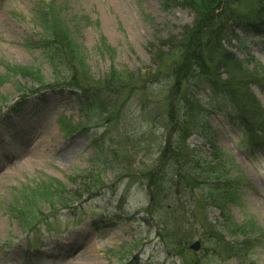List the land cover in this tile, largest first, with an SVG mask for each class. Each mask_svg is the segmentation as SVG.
<instances>
[{"label":"rangeland","instance_id":"obj_1","mask_svg":"<svg viewBox=\"0 0 264 264\" xmlns=\"http://www.w3.org/2000/svg\"><path fill=\"white\" fill-rule=\"evenodd\" d=\"M52 2L72 47L82 50L79 68L93 82L149 73L157 47L193 22L190 12L159 0H0V264H264V148H252L229 127L202 87L197 93L208 109L203 120L211 142L193 134L186 144L199 160L219 161L238 186L236 202L223 214L202 210L195 220L190 198L170 197L165 207L145 212L147 190L131 176L149 167L165 142L166 83H153L147 98L140 90L123 92L114 104L123 108L86 118L65 85L70 73L54 74L39 48L38 17ZM237 36L226 48L249 77L264 78V38ZM100 39L108 53L99 50ZM14 68L33 77L14 76ZM57 84L62 89L45 90ZM251 90L264 111V96ZM51 185L84 195L69 204L72 211L51 212L49 203H39L44 220L29 235L7 214L8 205ZM202 217L210 223L204 231L196 224ZM240 227L248 234H238ZM175 231L192 233L189 245L200 242L199 251L176 246ZM214 235L239 251L227 256Z\"/></svg>","mask_w":264,"mask_h":264},{"label":"trees","instance_id":"obj_2","mask_svg":"<svg viewBox=\"0 0 264 264\" xmlns=\"http://www.w3.org/2000/svg\"><path fill=\"white\" fill-rule=\"evenodd\" d=\"M159 1L190 12L193 22L184 27L179 36L169 37L164 41L157 47L154 55L149 51L153 55L154 66L149 73L127 72L126 76L113 73L100 82H93L87 77L88 71H82V50L72 47L71 33L62 20L60 11H54L53 2L38 17L43 32L39 48L53 71L55 69L54 74L63 69L70 73L65 85L86 118L93 111L108 113L110 109L114 111L123 108L119 104L114 106L123 92L132 95L134 91L140 90L147 98V93L149 96L151 94L153 83L162 79L166 83L163 100L167 102L164 118L165 142L160 146L155 161L131 176L135 183L144 185L147 190L145 212L155 213L165 207V203L172 197L177 202L184 198L191 199L192 219H197L198 214L209 207L217 208L223 214L230 204L236 202L234 195L238 186L226 178L222 172L225 169L219 161L212 165L199 160L189 150L186 142L193 134H199L211 142V134L203 120L208 109L197 93L203 87L207 92L206 96L220 105L219 110L227 125L252 148H264V111L251 90L256 87L264 96V78L249 77L243 69V63L226 48L232 41L239 39L238 33L264 38V0ZM99 44V50L108 53L105 40L100 39ZM10 73L24 78L33 77L31 71L26 69L14 68ZM77 74L83 76L78 77ZM41 83L38 82L37 85ZM62 87V84H57L45 90ZM17 90L22 92V89ZM24 94L21 96L25 97ZM95 149L101 153L97 147ZM57 190L51 185L44 190L36 189L32 194L20 193L17 205H8L7 214L25 233L34 234L38 224L44 220L39 216V203H49L51 212L72 211L75 207L69 204L80 201L84 195L63 194ZM64 195L70 196L71 201ZM56 205L59 210L55 211ZM180 206L182 208L183 205ZM183 213L186 212L181 215ZM196 224L202 231L210 226L205 217L199 218ZM238 229V234H248L246 230L241 231V227ZM249 233L254 234L255 231L251 230ZM171 234L174 235L175 245L182 250L187 248L193 237L188 232L178 235L175 231ZM214 236L216 243L223 242L222 239H217V235ZM222 244L225 245L223 251L227 256L239 251L231 243Z\"/></svg>","mask_w":264,"mask_h":264},{"label":"water","instance_id":"obj_3","mask_svg":"<svg viewBox=\"0 0 264 264\" xmlns=\"http://www.w3.org/2000/svg\"><path fill=\"white\" fill-rule=\"evenodd\" d=\"M199 247H200L199 242H195L193 245H191L190 248H191L193 251H197V250L199 249Z\"/></svg>","mask_w":264,"mask_h":264}]
</instances>
